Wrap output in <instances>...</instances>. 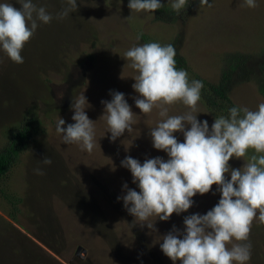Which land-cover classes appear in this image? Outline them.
Wrapping results in <instances>:
<instances>
[{
  "label": "rangeland",
  "instance_id": "374dc122",
  "mask_svg": "<svg viewBox=\"0 0 264 264\" xmlns=\"http://www.w3.org/2000/svg\"><path fill=\"white\" fill-rule=\"evenodd\" d=\"M8 2L21 7L16 0ZM33 2L54 17L66 6L61 0ZM209 3L211 7H201L199 1L184 22L167 24L152 12L132 13L129 0H77L78 11L67 18L38 23L21 53L24 63L17 64L0 51V148L7 143V130L26 115L38 117L41 123L34 141L0 179V186L22 197L14 220L0 193V264H174L160 248L161 236L173 225L183 231L184 217L206 214L219 202L221 193L217 185L207 194L197 193L187 212L174 213L168 221L157 219L158 232L147 225H133L135 217L117 197L126 194L125 183L139 188L121 161L129 155L141 163L157 156L167 160L168 156L153 147L150 137L151 127L162 119L159 108L145 115L136 107L134 98L139 94L132 85L137 73L122 57L133 46L165 45L180 35L181 53L190 67L217 82L225 53L256 54L264 46V0H257L255 8L246 7L244 0ZM113 90L125 94L135 113L132 132L125 130L115 142L101 118L105 109L101 101H110ZM82 93L91 105L85 111L95 126L91 153L79 145L65 144L62 134L56 132L60 117L65 128L75 123L71 104ZM232 98L253 111L264 103L253 82L236 86ZM168 107L170 116L189 111L182 102ZM197 111V118L207 120L211 127L215 117L201 101ZM175 135L179 142L184 141L182 133ZM252 154L250 149L249 157ZM45 156L52 159L51 165L40 163ZM245 163L235 157L229 161L232 168H242ZM37 167L44 175L35 174ZM226 175L231 178L230 173ZM250 243L247 264H264V224L258 220L253 222ZM80 245L86 249L82 252L85 259L76 255Z\"/></svg>",
  "mask_w": 264,
  "mask_h": 264
},
{
  "label": "clouds",
  "instance_id": "9594fccd",
  "mask_svg": "<svg viewBox=\"0 0 264 264\" xmlns=\"http://www.w3.org/2000/svg\"><path fill=\"white\" fill-rule=\"evenodd\" d=\"M16 2L20 8L8 0L0 3V51L17 64L24 63L21 53L38 23L49 24L54 18L63 20L78 11L77 0H61L66 6L55 17L33 0ZM170 3L178 15L188 6V0H170ZM205 5L212 6L209 0H200V6ZM244 5L258 6L257 0H244ZM128 7L132 13H154L164 4L161 0H129ZM175 56L172 44L150 42L133 46L122 57L137 73L132 85L139 94L134 98L136 107L145 115L159 108L162 119L151 127L150 137L153 147L167 153L168 159L157 156L141 163L131 155L126 156L121 166L130 170L139 191L125 183L126 194L117 199L123 200L125 209L135 217L133 225H147L151 231L158 232L157 219L168 221L174 213L187 212L197 193L207 194L217 185L221 193L219 202L206 214L185 216L183 231L173 225L171 231L161 236L160 248L174 264L177 261L181 264H247L251 258L253 222L258 220L264 224V103H260L256 111L232 107L230 118L216 117L210 127L207 120L201 122L197 118L203 82L189 83L188 73L176 68ZM110 94V101H101L105 106L101 118L106 121L111 141L115 142L125 130L132 132L135 113L123 92L113 90ZM178 102L189 111L170 116L168 106ZM88 107L91 105L83 93L73 98L71 108L75 123L65 128V120L60 117L56 132L62 134L65 144L79 145L81 150L91 153L96 143L95 126L86 114ZM177 132L183 134V142L178 141ZM250 149L254 154L249 157ZM233 157L242 158L246 163L242 168H232L229 161ZM40 163L51 165L52 159L45 156ZM34 172L44 175L40 167ZM229 173L230 179L226 175ZM152 217L156 218L154 222ZM81 255L86 258V254Z\"/></svg>",
  "mask_w": 264,
  "mask_h": 264
},
{
  "label": "trees",
  "instance_id": "16d2710c",
  "mask_svg": "<svg viewBox=\"0 0 264 264\" xmlns=\"http://www.w3.org/2000/svg\"><path fill=\"white\" fill-rule=\"evenodd\" d=\"M199 1L188 0L186 10L178 15L172 10L169 0H161L164 7L154 12L155 18L167 24L184 22L187 17L186 14L188 12L190 14L198 6ZM143 39L148 40V37L144 36ZM181 40V36L177 35L165 45L172 44L174 46L176 50V68L178 70L183 69L188 73L189 83L193 80L203 82L204 87L201 89L200 101L215 118L220 116L230 118L229 110L232 107L239 106L233 100L232 92L236 86L242 83H255L259 93L264 97V46L256 54L243 51L225 53L222 56L221 76L215 82L203 77L190 67L186 57L181 53ZM241 115L243 114L241 113ZM40 127L41 123L38 117L26 115L15 127L7 130V143L0 148V179L5 178L9 174L21 153L34 141ZM0 193L9 204V215L14 220H17L22 197L2 186H0Z\"/></svg>",
  "mask_w": 264,
  "mask_h": 264
},
{
  "label": "water",
  "instance_id": "95a60500",
  "mask_svg": "<svg viewBox=\"0 0 264 264\" xmlns=\"http://www.w3.org/2000/svg\"><path fill=\"white\" fill-rule=\"evenodd\" d=\"M82 252H86V249L83 248V247L80 245V246H78V248H77V250H76V255L82 258V257H83V256L81 255Z\"/></svg>",
  "mask_w": 264,
  "mask_h": 264
}]
</instances>
